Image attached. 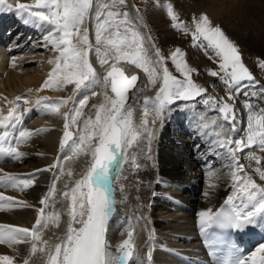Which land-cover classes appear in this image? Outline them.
I'll return each instance as SVG.
<instances>
[{
    "label": "snow or ice",
    "instance_id": "6c2138e0",
    "mask_svg": "<svg viewBox=\"0 0 264 264\" xmlns=\"http://www.w3.org/2000/svg\"><path fill=\"white\" fill-rule=\"evenodd\" d=\"M4 7L11 9V4H7V0H0V9ZM126 7L127 0H34L32 4H16L14 10L23 22L45 29V46L50 44L58 53L56 59L50 61L55 67L49 73L43 88L59 89L74 85L76 91L84 89L87 92L88 89L101 84L106 88L110 87L114 95L109 96L105 92L104 102L98 106L93 105L96 108L95 117L93 119L88 116L84 119L77 139H73L74 133L70 129L77 125L78 119L84 115L82 110L87 105V95H84L76 106L63 113L61 106L67 105L71 97L58 101L43 97L36 101L37 105L47 112L59 114L64 118L60 148L63 150L67 147L71 153L66 154L64 159L88 154L87 150L90 149L92 162L86 174L75 182L74 187L62 194L70 201L68 214L72 219L63 240L49 247V241L43 239V232L48 225L58 226L60 221L59 213L45 211L56 192L53 183L48 193L39 201L41 207L37 209V219L31 228L0 223V245L17 250L16 245L28 243L29 258L37 251L44 252L48 249V264H137L133 230L128 231L127 239L116 246L111 244L107 236L109 221L117 212L113 187L116 176L113 173L119 175L118 169L123 161L128 159L127 150L141 141H146V152L151 159V142L157 121L162 122L166 111H172L173 107L179 109L181 105L178 102L204 97L207 89L192 80L191 74L194 70L182 59L184 53L177 48L167 58L162 55L151 36L143 34L139 19L123 10ZM168 14L173 22L179 21V16L170 5ZM86 22L94 28V44L89 38ZM192 23L195 29L192 32L194 42L202 38L207 47L212 48L216 56L221 58L220 71L213 70L210 75L220 77L230 89L228 100H234L241 91L242 82H254L252 73L243 64L237 47L228 40L221 28L212 26L206 14L199 18L194 17ZM172 26L186 33L189 31L184 23H173ZM146 44L150 47H146ZM91 53L95 54L100 66L106 69L103 77L98 75L93 66ZM168 59L175 65L182 78L169 71L166 64ZM121 63L141 69L153 86L158 80L161 81L152 101V119H149L150 113L146 107L137 123L131 107H126L129 91L135 88L138 76L126 75L120 66ZM261 67H264V64ZM91 94L95 95V92ZM21 99L17 97L16 101ZM23 103L27 104L29 101L24 99ZM203 103H211L219 112L223 123H219L216 118L206 121V117L201 116L198 118L201 126L219 129L215 136L223 139L217 140L216 143L227 149L235 165L232 173L234 190L226 198L225 206L217 211L209 208L198 213L200 231L210 237L208 245L212 247L216 243L215 232L209 233V229L243 231L250 225L264 227V185L257 183L252 175L244 172L245 165L237 155L253 146L264 150V109H257L251 103H246L245 107L249 109L246 138H232L231 133L237 131L234 105L227 101H216L212 97L204 98ZM18 109L19 104L15 103L7 115L0 114V158L22 159L26 154L19 151L20 144L30 140L37 132L47 131L23 129L19 131L18 137L14 135L13 129L21 119ZM246 155L257 165L260 164V159L254 152ZM53 168L58 170L55 174L57 178L64 174L60 169L59 158L46 169L37 171H49ZM255 172L258 173L259 179L264 181V169L258 166ZM67 175H72L71 170ZM34 182V174H13L0 169V188L23 192L33 187ZM64 187L67 189V184ZM13 207L28 208L32 205L0 192V210H11ZM150 239H154V236H150ZM29 258H24L22 264H29ZM148 260H151L150 252ZM249 261L251 264H264V246L252 256H236L224 264H249ZM0 264H16V261L12 256L0 255Z\"/></svg>",
    "mask_w": 264,
    "mask_h": 264
},
{
    "label": "bare ground",
    "instance_id": "6f19581e",
    "mask_svg": "<svg viewBox=\"0 0 264 264\" xmlns=\"http://www.w3.org/2000/svg\"><path fill=\"white\" fill-rule=\"evenodd\" d=\"M184 1H186V3L191 2L196 7L202 9L203 12L206 11L208 15L214 18L220 19L222 17L227 26L226 28H228L227 31H229L240 43L242 42L248 46V49L245 47L247 53L249 52L252 55L255 53L254 51L264 52V0H245L244 2H239L238 0ZM22 2L32 4L34 0H22ZM128 2L132 4L133 7H136L134 0H128ZM7 4H16V0H7ZM14 16V10L7 7L0 9L1 21L4 17L10 20ZM18 19L21 20V23L25 24L20 15ZM86 24L89 27V38L94 44V39L92 40L91 38L90 24L88 22H86ZM25 25L27 28L24 34L29 27L33 28L35 30L34 32L38 34L36 41L41 42V45L44 46L41 48L42 51L40 52L43 54L40 55V58H46L50 64H48L49 68H54L55 64L50 61H54L58 53L51 49L52 46L50 44L45 46L46 41L44 37L47 34L46 30L32 24ZM144 25L143 28L144 30L146 29L145 32L151 36L148 24L144 23ZM142 32L145 35L143 29ZM47 47H49V49H47L48 52L45 51ZM146 47L150 46L146 44ZM13 48L14 46L8 42L7 44L4 43V46L0 48V69H2L0 75L5 69L7 70V68L10 67V59L14 58L12 56L14 53V50H12ZM9 49L12 51H9ZM35 53L39 55V52L36 51ZM90 59L98 75L103 77V75L106 74V69L100 66L94 53L90 54ZM121 66L129 73L132 71L140 72V80L132 90L126 107H131L134 112V119L137 123L141 120L146 107L149 109V119H152V101L156 96V85L153 86L150 84L147 75L141 69L125 63H121ZM8 73H11V71H8ZM14 78L19 80V83L15 81V85L7 84V86L6 83L8 79L1 81L0 77V93H7V90L14 89L15 86H20V84H22L23 78H20V76L17 77V75L11 76L9 81ZM26 79L29 78L26 77ZM71 89L69 94L65 93L66 97H64L66 99L71 97L69 101L73 103V107L77 105L78 101L84 95L88 96L87 105L82 110L84 115L78 119L77 125L72 126L70 129L74 133L73 139H77L83 128L84 119L88 116H91L93 119L95 117L96 108H94L93 105L98 106L104 102L105 92H107L109 96H113V94L111 93L110 87L106 88L101 84L95 85L93 88L88 89L87 92L84 89L80 91H76L75 88ZM17 92L18 91L13 92L8 99L1 100L0 114L7 115L9 109L14 107ZM42 92H46L51 96L62 97L64 95L60 90L58 93L54 90H50L49 92L48 90H39L30 95L28 99L29 103L32 105ZM93 92H95V95L91 94ZM253 92H256L260 99L264 96V91L260 88L257 90L243 89V91L236 96L238 103L245 104L246 101H249L255 108L264 109V104L262 105L259 100L254 98L252 95ZM245 93H247V95H245ZM9 101L14 103H9ZM23 107H25V105H19L18 109L21 113V119L28 116L30 113L28 108H26V112H24ZM65 107V105L61 106L62 113L65 112ZM242 114L241 126L248 122L249 110L245 107L242 108ZM41 120L43 126L37 127L33 131L40 129H47V131L37 132V134L33 135L31 139L23 145L20 144L19 151L26 155L20 160L11 159L10 166L6 165L9 166V170L13 174H34L35 182L33 187L23 192L14 189L6 192L0 191L6 196H12L17 200L27 201L32 207H13L11 210H0V221L6 224L31 228L37 219V209L41 207L39 203L40 199L48 193L52 184L55 183L56 192L49 200V207L45 211L46 213L53 211L59 213L60 221L58 226L49 224L47 229L43 232V239L48 240L49 247H51L66 237L68 228L72 224V219L68 214L70 201L65 199L61 193L59 197H57V194L65 190L64 186L66 184L74 187L75 182L86 174L91 165L92 157L90 154L91 150L88 149V154H80L77 157L65 160V156L61 157V153H57L61 151L60 144L64 131V118L59 114H55L54 118H49L48 114H44ZM172 124V120L168 119L161 123L157 121L155 135L151 142V157H153L155 161V166L150 162L152 158H148L146 141H141L140 144L134 145L127 150L128 159L123 161L118 169L119 175L117 176L116 173H113V175L116 176L113 187L117 212L109 221L107 236L111 244L116 246L124 239H127V236L122 238L128 231L124 223L129 220L138 223L139 229H137V232L134 231L133 237L136 245V252L140 253L139 258H137V264H187L188 256L192 259L194 264H205L197 258L199 257L200 251L195 249L197 237L200 234H202V236L204 235L200 231L198 222H196V220H198V213L209 208L213 211H217L221 207H224L226 198L231 195L234 190L232 173L235 170V165L232 159L229 161L224 160L223 163H218V165L205 174L201 172L194 176H187L189 173H187L185 167L188 162V152L194 151L196 146L180 139L176 134L169 135L167 132L170 129H174V125ZM157 128L158 130L156 132ZM176 129L177 128L173 131L174 133H177ZM234 133L235 136L241 135L239 129ZM69 143L71 144V141ZM183 145L185 148H183ZM250 152H254L257 157H260L259 165L246 155ZM70 154L71 153L68 155ZM204 155H206V153L199 157L198 162L196 161L194 163H205L204 159L207 157ZM237 155L240 162L245 165L244 172L248 175H252L257 183L264 185V181H261L258 173L255 172V168L258 166L264 169V150H261L258 146H253L252 148H246L244 152L237 153ZM58 157L60 160V169H62L64 174L59 175L57 178L55 174L58 170L56 168L49 171H37L38 168L43 170L49 165L57 162ZM207 161L208 160H206V162ZM69 170L72 172L70 177L67 175ZM200 181L208 183L201 185ZM180 190L181 192H179ZM182 209L184 211L183 213L181 212ZM120 223H122V225H119ZM183 223H185V227H183L185 232L181 235L174 231V229H176L179 224ZM76 226L78 227V225ZM246 229H248V231L253 229V231L257 233L258 238L253 244L256 247L255 253H258L260 247L264 246V227L250 225ZM261 234L262 236H260ZM150 236H154V239H150ZM202 236H200V239H202ZM5 246L6 245H0V255L14 257L16 264H22L24 258H29L30 244L22 243L16 245L15 249L17 250L10 247L6 248ZM149 252L151 253V261L148 260ZM45 259H47L48 262V249H46V253L42 256L40 251L32 254L29 258V264H42ZM249 264H251L250 261Z\"/></svg>",
    "mask_w": 264,
    "mask_h": 264
},
{
    "label": "rangeland",
    "instance_id": "374dc122",
    "mask_svg": "<svg viewBox=\"0 0 264 264\" xmlns=\"http://www.w3.org/2000/svg\"><path fill=\"white\" fill-rule=\"evenodd\" d=\"M29 1H31V0H29ZM134 1H135V4H137V6L139 7L141 13L143 14V16H144V18H145V20L149 26V32H150L151 36L154 38V41L156 43V47H158L160 49L162 55H164L167 58L171 55V53H173L177 48H179L184 53V56L182 57V59L187 62L188 66L191 69L194 70L191 74L192 80L196 84L207 89V92H206L204 97H197L196 99H194L192 101H188V102H183V101L178 102L181 105V107L179 109L189 108L188 112L190 113L192 118H193L194 112H195L198 115V117H201V116L206 117V121H210L211 119L216 118L219 123H223L222 117L220 116L219 112L214 109V107L212 106L211 103L209 105H205L203 103V99L207 98V97H212L216 101H227V102L234 105L235 113L237 116V119L235 121L236 127H237L239 125V120L242 116V114L240 113V111H241L240 106L237 104V99L235 98L234 100H228V94H229L230 89L225 86V84L222 82V80L220 79L219 76L213 77L210 75V72L213 70L218 71V72L220 71L219 63H220L221 58L216 56L215 51L212 48L207 47V43L204 42L202 38L200 39V41L194 42L193 36H192V32H194V30H195L194 24L192 23L193 18L194 17L199 18V17H201L202 14H206L209 17L212 26H214V27L218 26L219 28H221V30L223 31L225 36L228 38V40L231 41L237 47L239 54L241 55L243 64L250 70V72L252 73V75L254 77V82H248V81L242 82L241 88L242 87H245V88H242L241 91L243 89H247V88H248L247 90H257L258 88H260L262 91H264L263 90L264 89V84H263L264 83V67H261V65L264 64V52L254 51L255 53H253L252 55L249 52L247 53L246 50L248 49V46H246L242 42H241L242 43L241 44L231 33H229V31H227L228 28H226L227 26L225 25L224 19L222 17L220 19L214 18L213 16L208 15V13L206 11L203 12L202 9H200L199 7H196L191 2L186 3V1H184V0H134ZM238 1L244 2L245 0H238ZM17 3H24V2H22V0H16V4ZM169 5L172 7V9L175 11V13L179 16V21L173 22L171 20L169 14H168V6ZM123 10L128 11L127 7ZM217 19H218V21H217ZM173 23H184L189 28V31L186 33L181 29L174 28L172 26ZM92 33H93V39H94V40L93 39L92 40L95 42L94 28L93 27H92ZM194 44H195V46H194ZM245 47H247V49ZM249 48H251V47H249ZM41 54H43V53L39 52L38 56H40ZM37 59H36V62L34 61L31 64L28 63L26 65H21L20 68L22 69V71H18L16 69L15 64H14L15 66H13V68L15 67L14 69H12V70L7 69L9 72L11 71V73H8V71L6 70L5 76L1 79V81L8 79L6 85L7 84H9V85L14 84L15 85L19 81L16 78L9 81L10 80L9 78L13 75L14 76L17 75V77L20 76V78H23V82H22V84H20V86H15L14 89L7 90V93H3V94L0 93L1 94L0 95L1 100L7 99V97H5V96H10L15 91L22 90L24 86L31 88L35 91H37L38 89H40L41 91L42 90H48V92L50 90H54L57 93L59 92V90L67 92V90L69 88L74 89V85H69L68 89L66 87H62L61 89L59 88L58 90L43 88V85L49 76V73H48L49 70L47 72H45L47 69L46 67L47 66L49 67L50 64L48 63L49 61L46 60V58H44V59L42 58L41 60H39V59L37 60ZM166 64H167V67L169 68V71L172 72L173 75L177 76L178 78H182L181 74L176 71L175 65L172 63V61L170 59L166 60ZM221 75H223V73H221ZM26 77H28L29 79H26ZM38 80H40V81H38ZM15 81H16V83H15ZM26 81H29V82H26ZM258 83H260L262 87ZM160 84H161L160 80H158L156 83V87H157L156 90L159 89L158 87ZM257 84H258V86H257ZM241 91H240V93H241ZM33 93H35V92H33ZM51 94H53V93H51ZM67 94H69V93H67ZM253 96L257 100H259L262 103V105L264 104V96H262V98L260 99L256 92H255V95H253ZM216 107H218V105ZM176 110H178V109L173 107L172 111H170V112L166 111V115H165V118L163 119V122L165 119L172 120V122H173V118H172L171 113L173 111H176ZM168 115H169V118H168ZM195 117H197V116L195 115ZM178 118L181 121L182 117H178ZM195 122H196V128L192 129L191 126H188L187 128H185L184 131H182L180 133V136L183 139H186V140L188 139L190 141V143L195 142L197 146H201V148L197 150L198 151L197 155L194 152H192V154L190 155V158L193 161H194V159H196L199 156L198 154L200 151H201L200 153L202 155L203 153H206L207 150H209L208 152L210 153V151H213L214 149L218 150V148L220 147L216 143L217 140H220L219 139L220 137L215 136V132L212 133V132L205 131L204 127L201 126V121L199 119H198V121L195 120ZM190 129H192V130L190 131ZM231 136H232V133H231ZM205 137H209L210 141H209V143L204 142L203 143L204 145H202L201 141ZM244 138H246V136ZM207 144H208V146H207ZM206 146H207V150H206ZM183 148H185L184 145H183ZM208 148H210V149H208ZM227 155L230 156L228 153H227ZM194 156H197V157H194ZM228 156H226V154H225L222 156V158L225 157L226 159H228ZM206 157L208 158V156H206ZM207 158L204 159L205 164L208 162V161L206 162ZM229 158L231 159V157H229ZM187 159H188V157H187ZM187 159H185V160H187ZM226 159H223L222 163ZM230 159H228L227 161H229ZM182 160H183V157H182ZM217 160H218L217 158H215L214 156H211V162H213L212 165L214 164V162L216 163ZM196 161H197V159L194 162H196ZM198 161H199V159H198ZM188 162H190V161H188ZM153 165L155 166V161H154ZM200 166H201V164L197 165L195 163H186L185 169L187 170V173H189L187 176L190 177V176H194V175L198 174L199 173L198 171L200 170ZM202 167H204V164H202ZM207 172H209V171H207ZM200 183H201V185H203V184H207L208 182H201L200 181Z\"/></svg>",
    "mask_w": 264,
    "mask_h": 264
}]
</instances>
